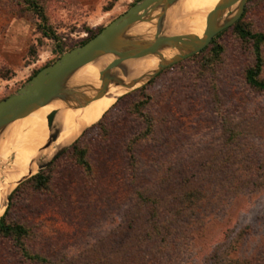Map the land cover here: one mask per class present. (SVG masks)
<instances>
[{"label":"rangeland","instance_id":"374dc122","mask_svg":"<svg viewBox=\"0 0 264 264\" xmlns=\"http://www.w3.org/2000/svg\"><path fill=\"white\" fill-rule=\"evenodd\" d=\"M38 1L45 22L16 0H0V102L141 0ZM249 2L243 23L264 33V0ZM232 27L213 39L223 52L212 67H203L206 53L164 69L36 172L50 169V188L24 187L9 215L31 230L32 253L57 264H264V92L245 81L251 44ZM47 28L58 40L44 37ZM146 99L154 129L132 167L129 142L145 130L132 107ZM1 140L0 156L14 138ZM77 142L88 150L90 175L73 155ZM7 157V166L16 161ZM195 190L208 197L188 212L184 198ZM0 264L34 263L0 240Z\"/></svg>","mask_w":264,"mask_h":264},{"label":"water","instance_id":"95a60500","mask_svg":"<svg viewBox=\"0 0 264 264\" xmlns=\"http://www.w3.org/2000/svg\"><path fill=\"white\" fill-rule=\"evenodd\" d=\"M177 1L141 0L137 2L127 12L104 27L100 33L86 44L64 53L54 64L42 69L15 94L0 102V139L4 136L3 134L9 124L29 116L39 106H47L55 101L77 102L81 107L87 106L90 103V99L84 91V87L68 86L69 80L79 69L96 62L104 56L111 55L115 59L103 68L100 73L102 86L100 94L96 98L105 95L111 83L126 87L111 74L115 69L121 70L128 77L125 69L126 65L132 61L157 54L164 47L175 48L181 46L188 49L187 53L177 57L175 60L161 64L151 76L143 75L129 79V88L131 89L136 84H139L138 87L147 85L164 69L202 52L219 33L234 26L242 18L250 0H226L218 5L208 18L206 33L202 38L188 34H167L166 19L168 18V10ZM236 5H238V10L233 18L223 25L217 24L221 11ZM156 13L158 15H155ZM141 22L153 23L155 32L150 39H137L128 36V30ZM57 114L58 111H52L47 116L48 128L52 135L46 148L50 147L58 139L60 130H56L54 127ZM71 144L57 151L50 161L39 165L38 171L41 172L48 168ZM35 175L36 173L28 178ZM8 206L9 198L6 210Z\"/></svg>","mask_w":264,"mask_h":264},{"label":"bare ground","instance_id":"6f19581e","mask_svg":"<svg viewBox=\"0 0 264 264\" xmlns=\"http://www.w3.org/2000/svg\"><path fill=\"white\" fill-rule=\"evenodd\" d=\"M224 1L226 0H178L168 10L171 24L167 34H188L202 38L206 33L209 16ZM237 10L238 5L221 11L217 24L223 25L229 21ZM154 32L152 22H141L129 29L127 33L133 38L150 39ZM187 52L188 49L181 46L164 47L157 54L128 63L125 69L128 77L121 70L115 69L111 74L126 87L111 83L106 94L96 98L102 86L100 73L115 59L111 55L104 56L79 69L69 80L68 86L84 87L90 99L87 106L81 107L77 102L55 101L47 106H39L29 116L9 124L3 135L13 137L14 142L10 143L9 150L3 151L4 153L0 156V219L5 214L8 198L18 183L34 175L39 165L50 161L57 151L67 147L89 127L100 121L120 97L138 87L139 84H136L134 88H129L130 78L151 76L161 64L171 62ZM52 111H58L54 127L60 132L58 139L46 148L52 135L48 128L47 116ZM2 143L0 139V146ZM9 154L15 155L16 161L7 166Z\"/></svg>","mask_w":264,"mask_h":264},{"label":"trees","instance_id":"16d2710c","mask_svg":"<svg viewBox=\"0 0 264 264\" xmlns=\"http://www.w3.org/2000/svg\"><path fill=\"white\" fill-rule=\"evenodd\" d=\"M16 1L17 3H20L22 5L23 10L26 9L33 10L38 14V16L40 15L39 17L42 18V21L44 22L47 21L46 17L42 13L44 8L39 3L38 0H16ZM253 1H259V0H251L250 2ZM243 17L232 28L235 34L243 42L247 44H251V51L254 57V63L245 70L244 78L246 83L251 87V89L258 92H264V78L262 77L263 67H264V60H263L264 33L256 32V31L254 32L253 30L249 29L245 25V23H243ZM42 32L44 37L58 40L57 37H55V33L52 34L50 33L49 28L43 29ZM221 34L222 33H220V35L218 36H221ZM92 38L93 36L89 40H91ZM89 40L81 43V45L86 44ZM215 42L216 39L213 40L212 42V45H214V47L210 49V53H208L209 47H207L202 52L197 54L199 56L201 54L205 55L207 53V56L203 60L204 68H206L208 65L212 67L214 63L220 60L221 53L223 52V48L220 45L216 44ZM40 71L41 70L36 71L32 77L37 75ZM149 102H150L149 99L141 100L136 102L132 107V112H136L137 114L141 115L145 123V130L142 132V134H140L141 136L140 137L138 136L133 140H131L127 148V152L129 153V160L131 162L132 167H135L136 164L135 151L137 149V146L141 142H143V140H148L150 138L149 136L153 133V129H154L153 119L150 115H147L143 112V109L148 106ZM104 117L89 128L94 127L98 123H99L98 125H101ZM72 151L77 164L81 168H83V170L87 175L92 174L93 168L88 160V150L84 147H81L77 142L72 148ZM51 180L52 177L49 169L48 172L39 173L31 177L25 183L20 184L10 195L9 197V201H11L10 206L8 207L4 216H2L0 219V240H11L14 243V246L16 247L19 255L23 259L34 264H57V263L52 262L50 259H48L47 257L41 254L32 253L27 247L28 246L27 239L31 234V230L25 224L19 222L16 223L14 221L9 220V215L13 210V208H15L16 203L14 199L17 196H19V194L21 193L24 187L27 186L31 188L35 193L44 192L50 188ZM137 194L142 202H148L149 200H151V199H146L147 197L145 198L141 192H138ZM207 197L208 196H206L205 194H203L198 190L189 192V195L186 198H184V202L188 204L186 211L194 212V210H196L199 206H202L201 202L207 200ZM155 231L157 232V235L163 236L164 240H166L164 237L165 231H162L159 227L156 226H155Z\"/></svg>","mask_w":264,"mask_h":264}]
</instances>
